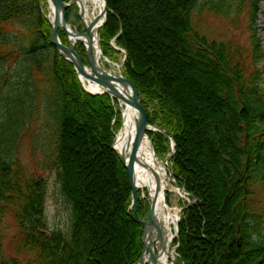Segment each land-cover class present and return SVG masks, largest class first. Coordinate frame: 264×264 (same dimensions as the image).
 <instances>
[{"label": "trees", "instance_id": "obj_1", "mask_svg": "<svg viewBox=\"0 0 264 264\" xmlns=\"http://www.w3.org/2000/svg\"><path fill=\"white\" fill-rule=\"evenodd\" d=\"M129 1L133 10L137 7L141 20H146V16L142 18L140 13L144 8L150 10L147 4L153 2L162 4L157 9L158 22L159 19L166 21L168 13L173 16L170 21L175 31L173 36L170 35L175 44L170 45L165 40L158 43L168 54H175L176 57H171L172 62L179 67L167 70L159 82L153 77L141 80V74L131 66L134 56L123 23L124 14L117 9L116 0H106L107 15L98 35L105 57L117 61V55L121 53L111 45L112 39L125 50L124 76L137 89L146 120L166 130L174 141V153L169 160L172 173L176 183L195 198L182 210L177 225L178 234L174 238L176 264H264V71L260 64L264 52L255 27L260 0ZM43 7H46L45 0H0V68L16 64L26 71L0 120V264L79 262L81 205L67 178L62 154L67 123L75 122L68 113L70 95L84 101L82 111L92 113L89 127L97 136L103 133L106 154L122 177L123 191L118 208L130 227L133 246L131 250L124 248L121 251L119 263L135 264L142 253L144 229L141 219L147 207L145 200L138 199L132 209L128 208L132 200L129 175L111 144L113 132L120 122L117 101L109 94L93 95L82 89L75 69L49 43L51 27L43 15ZM203 12L234 28L246 19V43L210 37L201 21L194 19V15ZM65 15L70 23L79 20L75 4L66 7ZM59 37L66 41L62 29ZM78 51L86 61L84 50ZM191 67L198 72L189 76L185 69ZM0 72L4 82L7 73L5 70ZM179 79L184 81L179 82ZM67 80L71 82L72 92ZM24 103L29 104L31 115L36 109L40 114L38 125L41 134L46 136L51 167L56 169L62 197L69 206L70 223L65 230L52 229L44 234L45 180L36 171H30L16 153L15 143L23 132L26 117ZM78 125L81 129L86 123L79 122ZM97 127L98 131L95 130ZM194 132L198 149L205 152L207 165L212 164L215 182L225 188L218 190L220 195L224 193V199L220 211L215 212L221 215L216 219L215 227L219 237L208 247L204 245L211 241L206 237L207 210L203 204L207 194L196 177L192 181L189 179L185 168L188 148L184 137ZM148 136L156 154L164 158L169 153L168 139L154 131H149ZM11 177L16 182L14 185L9 180ZM22 183L30 191L26 193L25 202L16 201L13 192ZM6 215L17 224L15 241L19 249L24 250L26 260L6 253L2 228ZM223 242L227 251L219 253Z\"/></svg>", "mask_w": 264, "mask_h": 264}, {"label": "rangeland", "instance_id": "obj_2", "mask_svg": "<svg viewBox=\"0 0 264 264\" xmlns=\"http://www.w3.org/2000/svg\"><path fill=\"white\" fill-rule=\"evenodd\" d=\"M66 2H69V0H66ZM116 2L117 9L124 14L123 23H125V30L130 39L131 54L134 56V62L131 66L137 74H141V80H150L149 77H153L159 82V78H161V75L165 76L167 70H174L179 67L178 64L172 62V58L176 57L175 54H172V52L171 55L168 54L163 45L158 43L160 40L162 43L165 40V43L170 45L173 43L171 40L174 38L170 35L172 34L173 36L175 31L174 25L171 24L173 16L168 13L169 18L165 19L166 21L159 19L158 22L159 13L157 9L162 4L153 2L147 4L150 10L146 11L144 8L143 13H140L142 18L146 16V20H141L138 16V10H136L137 7L134 9L136 11H134L133 7L129 6V0H116ZM138 4L140 3L138 2ZM258 6L259 11L256 14L255 27L258 28V38L261 40V49L264 51V0H260ZM45 9H48V7ZM147 13L149 14L146 15ZM194 19L201 21L203 27L212 38L237 39L243 44L246 43V19L242 20L240 26L235 28L207 12H203L202 15H194ZM73 23L79 27L80 31H83L81 22L76 20ZM167 34L170 36H167ZM75 47L84 50L82 45L76 44ZM117 56L118 59L114 62L109 59L107 61L102 60L101 66L114 73L120 72L119 61H122V53ZM262 64L264 71V61ZM20 66L10 64V67L6 69L0 68V71L5 70L7 73V79L4 82L0 78V120L4 117L3 115H5L8 105L15 97V93L26 72L24 67ZM194 70V67L186 68L185 74L188 73L187 75L192 76L198 72ZM183 81V79H179V82ZM206 82L207 80L204 81V85H206ZM67 83L69 90L72 92L71 82L67 80ZM262 85L264 86V81ZM68 99L70 104L68 113L71 115V120L75 122L67 123L69 131L65 134L62 154L65 158L67 178L72 188L75 189L74 194L78 195L76 198L80 199L81 205L79 215L82 245L78 246L79 262L77 264H120L121 251L124 248L131 250L133 246V240L129 236L130 227L128 228L127 220L123 219L125 216H122L120 208H118L119 196L122 195L123 191L122 177L116 165L106 154L103 133L101 132L97 136L92 128L89 127V120L93 115L90 112H85L86 110L82 111L81 107L84 106V101L81 98H72V95ZM27 103H24L26 117L22 125L23 132L18 136L15 148L16 153L25 161L27 168L30 171H36L45 180L44 212L46 226L43 232L48 234L52 229L65 230L67 228L70 223V211L66 200L62 197L56 169L51 167L52 161L49 157L46 136H43V133L41 134V129L38 125L40 114L37 113L36 109L32 111L31 115L29 104ZM79 122H84L86 125L80 129ZM95 130L98 131V127ZM195 136L196 133L194 132L193 135L188 134V136L184 137L186 140L184 144L188 148L186 154L188 159L185 168L186 172L189 173V179L192 181L196 177L197 182L202 183L203 189L207 194V196L204 195L203 197V204L207 210L208 232L206 237H209L208 239L211 241V243L207 241L204 245L208 247L215 243L214 239L219 237L215 227L216 219H219L221 215L215 212L222 207L221 203L224 199V193L222 192L220 195L218 192V190L222 189V186L219 187L217 182H215L214 172L211 169L212 164L207 165V156L203 150L198 149V144H196L194 139ZM158 159L160 163L165 164L163 159ZM165 165L168 171V165ZM9 180L13 185L16 183L13 177ZM170 183L171 181H169ZM19 187L13 189V192L15 191V199L16 201L25 202L26 193L30 191L23 183ZM224 190L225 188L223 187L222 191ZM166 193L170 206L178 211V215L182 208L180 205L188 200L192 201L182 192L178 194L172 191L171 186L166 189ZM141 195L140 193L139 196L141 197ZM2 225L3 234L5 235L4 246L6 253L26 260L27 256L24 255V250H20L15 241L17 224L14 223L13 218L10 215H6ZM174 234L175 230L173 228ZM226 246V243L223 242L219 253L227 251ZM170 249H174L173 259L176 263V249L173 240L170 243Z\"/></svg>", "mask_w": 264, "mask_h": 264}, {"label": "bare ground", "instance_id": "obj_3", "mask_svg": "<svg viewBox=\"0 0 264 264\" xmlns=\"http://www.w3.org/2000/svg\"><path fill=\"white\" fill-rule=\"evenodd\" d=\"M77 5V13L80 15V22L83 26V31L79 30V27L75 24L65 22V31L67 42L70 47H74L78 42H81L83 46L91 44L93 46V57L96 61L97 68L105 71L107 74L118 77L119 72L114 73L101 66V61L108 59L102 55L101 47L99 46V35L97 34L100 23L102 22L104 2L103 0H69L68 4L73 3ZM47 16L50 20L53 18V5L50 3L47 10ZM88 71H91L86 64L85 67ZM126 78V77H125ZM128 79V78H127ZM83 87L91 90L92 92L103 89L98 83H94L84 79L80 76ZM130 80V79H128ZM113 84L118 88L121 84L114 82ZM126 92H129L130 86L126 84L124 87ZM118 110L119 125L114 133H116L115 149L120 155L126 165H128L134 175V191L141 190L142 197L153 198L156 196L154 203V216L153 223L154 228L157 229L156 247L158 250V264H173V251L170 249V243L172 241V227L176 225L178 220V211L173 207L163 205L164 194L168 187L171 186V190L180 194L181 190L176 188L172 183L169 184L170 175L166 170V165L160 163L153 152L151 142L147 137H143L137 148V158H133V140L135 136V119L137 117V111L134 109L132 99L119 98ZM78 126V125H77ZM66 133L68 129L66 127ZM158 189V190H157ZM170 190V189H169ZM145 260L146 255L144 256Z\"/></svg>", "mask_w": 264, "mask_h": 264}, {"label": "water", "instance_id": "obj_4", "mask_svg": "<svg viewBox=\"0 0 264 264\" xmlns=\"http://www.w3.org/2000/svg\"><path fill=\"white\" fill-rule=\"evenodd\" d=\"M53 5V18L50 20V43H52L57 51L60 53L61 56H63L65 59H67L71 64L73 65L74 69H76L77 74L82 76L84 79H87L88 81L98 83L103 89L98 90L97 92L94 91L92 93H109L110 95L114 96L115 98H123V99H132L134 109L137 111V117L135 119V136L133 140V158H137V148L139 147L140 141L143 137H146V130H150V127H155L158 129L155 125H150L148 121L145 119L144 110L142 109V103L141 99H139L138 93L136 88H134L133 83L124 77L123 73L119 74L118 77L112 76L111 74H106L105 71L97 68L95 58L93 57V46L89 44L86 47V58H87V65L88 68H90L91 71H88L85 67L86 65L83 63L82 58H80V55L75 50V48L70 47V45L67 43L61 42L60 38L58 37V30L62 27L64 28L65 22H66V15H65V6L66 4L63 3L62 0H48ZM104 2V10H103V16L106 15L105 11L107 9V2L103 0ZM104 21L100 23V25H103ZM114 82H119L121 84V87H116ZM129 85L130 90L129 92H126L125 86ZM164 132V131H163ZM115 141L116 137L113 140V148L115 149ZM118 154V153H116ZM118 157L120 159L121 164H123L127 171L128 175L130 177V185L132 186V197H133V203L136 201L137 197L135 194L134 189V175H132V171L128 165H126L125 161L122 160L120 155L118 154ZM171 182L175 184V186L179 187L178 184L175 183L174 179L171 178ZM182 191L187 193L186 189L184 187H179ZM158 190V189H157ZM156 201V196L153 198H148V210L146 212V215L144 216V220L142 221L144 224V234H143V253L148 251V264H158L157 261V250L155 249V242L157 237V229L154 228L153 223V214H154V203ZM163 205L166 206V201L164 197ZM139 264L144 263L143 255L139 258Z\"/></svg>", "mask_w": 264, "mask_h": 264}]
</instances>
